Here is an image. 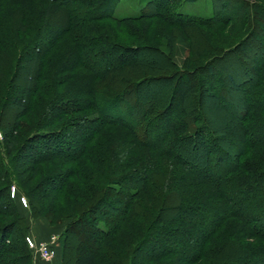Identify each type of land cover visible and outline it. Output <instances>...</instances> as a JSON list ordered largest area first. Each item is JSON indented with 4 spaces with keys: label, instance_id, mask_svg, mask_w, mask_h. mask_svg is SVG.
I'll list each match as a JSON object with an SVG mask.
<instances>
[{
    "label": "trees",
    "instance_id": "16d2710c",
    "mask_svg": "<svg viewBox=\"0 0 264 264\" xmlns=\"http://www.w3.org/2000/svg\"><path fill=\"white\" fill-rule=\"evenodd\" d=\"M116 1L0 0V264H33L16 199L58 227V264H264V137L226 163L204 105L227 99L212 77L244 48L250 62L225 82L246 96L233 111L241 131L264 129V0H210L206 16L176 10L192 0L115 16ZM32 45V83L8 116ZM81 229L84 253L68 243Z\"/></svg>",
    "mask_w": 264,
    "mask_h": 264
},
{
    "label": "rangeland",
    "instance_id": "374dc122",
    "mask_svg": "<svg viewBox=\"0 0 264 264\" xmlns=\"http://www.w3.org/2000/svg\"><path fill=\"white\" fill-rule=\"evenodd\" d=\"M146 1L147 0H117L113 8L111 9V12L115 16L134 15L139 12L140 8L146 3ZM222 1H224L228 5L231 4V6L229 5L230 7L237 4L235 0H222ZM211 9H212V6H211L210 0H192V1H181L180 4L177 6L176 10L184 14H195V15L206 16L211 13ZM229 13L233 14L232 9L229 11ZM239 15L240 14L238 13L235 16H239ZM55 19H57V17L53 18V20ZM260 25L262 26L261 27L262 33L259 36L255 35L256 39L259 42L260 40L264 41V18L262 19V17L260 19ZM61 27H62V23H61V20L59 19L53 22V24L50 23V25L47 26L41 32L40 37H39V43H37V45L40 47L41 45H45L49 41H51L54 36L59 34ZM36 50H37V46L32 45V49L27 50L25 53L24 68L19 70L17 78L15 80V88L13 91V95L10 98L11 107L8 110V116L15 113V111L19 109L20 102L22 103L24 102L23 97L26 95L25 93L27 92V88L30 87L32 83L35 68L37 66L36 64L37 56L35 54ZM244 50H245L244 48H241L239 50H236L234 53H232L231 56H226V57L224 56V58H222L221 61L219 62L220 64L218 66V70H216V72L214 73V76L212 77V83L214 84V86L218 87V85L224 84L223 85L224 93L227 99L223 100L221 96H217L216 94H214V96L212 97L213 100L208 98L206 99L207 101L205 100V104H204L205 110H207L210 119L217 121V126H218L217 129H218L220 138L224 137L225 139L223 141V146L225 147L224 149L228 151V158L225 159L226 163L231 161L232 153L234 152L235 148L238 147L244 141V139H248V140L249 139H260L264 137V129H262V127H255L253 129H247L245 131H241V129L237 126L236 124L237 118L234 117L235 114L233 111L238 110V103L240 101L241 102L245 101L246 96L244 97V93L242 92L241 88L238 89V91L233 92L232 90L229 89L228 84L225 82V77L227 74H230V71L233 73L236 72L235 66L237 62L242 63L243 61L250 60V58L245 54ZM183 52L185 53V51ZM93 64L94 65L96 64L95 61L93 62ZM196 76H194L195 80L198 78V76L197 77ZM222 100L224 102L229 101L230 105L226 108L219 107L216 103H219L218 101L222 102ZM246 101H249V100H246ZM158 129L159 127L157 125H155L153 128V130L155 131H157ZM148 139L152 142L155 140L153 135L149 136ZM0 141H1V133H0ZM23 155L26 156L25 152L23 153ZM11 187L12 186H10V189ZM16 202H17L20 213L25 216L26 222L29 225V230L26 234H28L30 238H33L32 233L35 232L36 229L40 230L39 231L41 233L40 236H42V233H47L46 238H48L51 234L55 233L52 230L50 231L48 230V228H50L51 226L50 225L48 226L46 221L42 220L40 224V222L39 223L35 222V220L38 221L37 219L31 220L28 215L27 210L24 209V206L21 204L19 205L17 199H16ZM237 205L239 204L235 202L233 203V207ZM227 208H229V206H227ZM220 211L221 210H212L211 217L214 216V214L219 213ZM46 229L48 232H46ZM42 230H44V232ZM77 235H78L77 238H74V234L72 233L69 237L70 239L68 240V243L70 245V244H75V242H78L75 250L81 253H84V251L87 250V242L85 241H88L89 238L87 236H89V234H87V231H84L81 229L79 233H77ZM37 240H41V239H37ZM57 247L58 246H57V240H56L53 243V249ZM30 251L32 253V262H33V258L36 259L35 256L37 257L38 261L41 264H50L47 262L53 261V258L49 260L41 259L32 249H30ZM55 252L56 251H54L53 255H55ZM245 257L243 256L242 258H245Z\"/></svg>",
    "mask_w": 264,
    "mask_h": 264
},
{
    "label": "built area",
    "instance_id": "2783aa9c",
    "mask_svg": "<svg viewBox=\"0 0 264 264\" xmlns=\"http://www.w3.org/2000/svg\"><path fill=\"white\" fill-rule=\"evenodd\" d=\"M13 187H11L12 191ZM20 201L24 204V198L21 196ZM57 234L53 233L46 239L35 240L28 235L25 236L27 245L32 249L41 259L49 260L54 254L53 243L56 241Z\"/></svg>",
    "mask_w": 264,
    "mask_h": 264
},
{
    "label": "crops",
    "instance_id": "0c3cea01",
    "mask_svg": "<svg viewBox=\"0 0 264 264\" xmlns=\"http://www.w3.org/2000/svg\"><path fill=\"white\" fill-rule=\"evenodd\" d=\"M38 221H36L35 220V222H37V223H39L40 222V224H41V222H42V219H37ZM51 228V229H50ZM50 228H48V230L50 231V230H52V231H54L55 232V234H57L58 233V230H57V228L58 227H50ZM40 230H38V229H36L35 230V232H33L32 234H33V238H35V239H46V235H47V233H42V236H40V232H39ZM43 232H44V230H42ZM46 232H48L47 231V229H46ZM58 246V245H57ZM56 250V252H55V255H53L52 256V258H53V261L51 262H47V263H50V264H58V262H59V255H60V253H59V247H57V248H55ZM35 258L36 259H34L33 258V264H41L39 261H38V259H37V257L35 256ZM51 258V259H52Z\"/></svg>",
    "mask_w": 264,
    "mask_h": 264
}]
</instances>
